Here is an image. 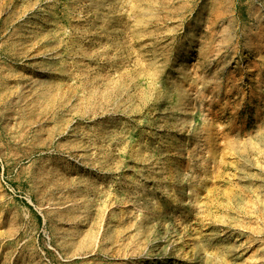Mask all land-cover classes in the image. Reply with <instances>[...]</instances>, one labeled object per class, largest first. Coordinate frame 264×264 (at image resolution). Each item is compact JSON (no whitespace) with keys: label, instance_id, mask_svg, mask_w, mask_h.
Returning <instances> with one entry per match:
<instances>
[{"label":"rangeland","instance_id":"obj_1","mask_svg":"<svg viewBox=\"0 0 264 264\" xmlns=\"http://www.w3.org/2000/svg\"><path fill=\"white\" fill-rule=\"evenodd\" d=\"M0 264H264V0H0Z\"/></svg>","mask_w":264,"mask_h":264}]
</instances>
